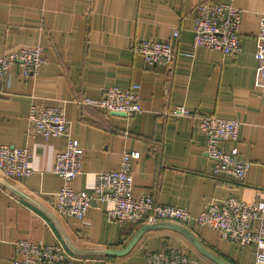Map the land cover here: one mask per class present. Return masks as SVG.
Masks as SVG:
<instances>
[{
	"label": "crops",
	"instance_id": "obj_1",
	"mask_svg": "<svg viewBox=\"0 0 264 264\" xmlns=\"http://www.w3.org/2000/svg\"><path fill=\"white\" fill-rule=\"evenodd\" d=\"M205 2L243 12L239 55L193 47L194 8ZM262 16L264 0H0V53L40 46L46 60L27 78L21 65H14L0 86V145L26 149L31 171L20 180L2 178L8 188L0 183V264L16 260L11 243L18 240L59 242L74 257L72 264H143L146 253L163 248L180 251L192 264H214L169 229L145 232L122 257L72 253L60 230L80 251L121 250L142 226L110 223L106 203L81 220L53 213L51 195L63 187L52 174L53 158L67 140L28 134L31 106L61 110L70 138L83 151L82 172L70 184L73 191L91 193L98 173L118 170L125 151L138 153L130 161L135 199L149 195L160 205L186 209L192 220L184 228L207 251L228 264H255L252 248H238L217 232L198 228L194 219L212 201H264V92L254 87ZM136 41H171L173 66L147 67L131 52ZM134 84L141 113L133 118L96 106L106 89ZM177 107L191 115H173ZM201 116L240 123L237 141L222 146L235 148L250 162L244 179L213 173L199 129Z\"/></svg>",
	"mask_w": 264,
	"mask_h": 264
},
{
	"label": "built area",
	"instance_id": "obj_2",
	"mask_svg": "<svg viewBox=\"0 0 264 264\" xmlns=\"http://www.w3.org/2000/svg\"><path fill=\"white\" fill-rule=\"evenodd\" d=\"M192 45L216 51L223 56L235 57L241 51L240 26L243 12L230 4L205 2L195 8ZM178 31L171 39L177 40ZM131 52L140 56L147 67L162 65L171 68L176 50L171 41L156 43L136 41ZM254 58L257 62L254 87L264 92V16L259 20ZM19 64L22 76L35 75L46 65L40 46L18 47L0 53V86L7 80L10 69ZM138 85L127 89L111 87L106 89L96 106L108 114L121 113L130 119L141 113ZM177 117L190 116L189 111L177 107L172 111ZM199 129L205 138V155L212 162L213 173L225 174L236 180L244 179L250 162L243 159L235 148L227 151L224 142L235 143L240 123L216 118L199 117ZM27 133L38 134L44 139L66 138V146L53 158L52 174L63 180V187L51 195L53 213L58 217L81 220L95 205L110 204L106 218L119 226L140 227L147 224L170 223L186 227L192 220L186 209L164 206L149 196L133 197V180L130 161L139 154L122 153L118 170L105 171L96 175L91 193L76 192L71 182L82 172V149L70 138L69 127L61 110L51 107L31 106L27 115ZM30 155L26 149L0 145V177L20 180L28 177ZM200 229L218 233L219 237L238 248H252L255 264H264V201L246 203L229 197L207 203L194 219ZM11 246L16 260L12 264H72L74 257L57 242L46 245L29 240L13 241ZM143 264H192L180 251L163 248L148 252Z\"/></svg>",
	"mask_w": 264,
	"mask_h": 264
},
{
	"label": "water",
	"instance_id": "obj_3",
	"mask_svg": "<svg viewBox=\"0 0 264 264\" xmlns=\"http://www.w3.org/2000/svg\"><path fill=\"white\" fill-rule=\"evenodd\" d=\"M114 116L119 117H125L124 114L121 113H113ZM0 183L3 184L5 187L8 188L6 182L0 177ZM36 205V204H35ZM45 213L57 224L56 219L50 214L49 212L45 211ZM156 229H169L176 231L183 235L191 244L192 246L205 258H207L209 261L213 262L214 264H228L225 261L219 259L215 255L211 254L209 251H207L200 242L184 227L170 224V223H158V224H147L142 226L134 235V237L130 240V242L126 245L124 249L121 250H97V251H80L74 248L71 243L68 241L67 237L62 233L60 230L62 239L65 242L66 247L74 254L77 255H83V256H106V257H122L127 255L136 245L138 240L141 238V236L150 230H156Z\"/></svg>",
	"mask_w": 264,
	"mask_h": 264
},
{
	"label": "trees",
	"instance_id": "obj_4",
	"mask_svg": "<svg viewBox=\"0 0 264 264\" xmlns=\"http://www.w3.org/2000/svg\"><path fill=\"white\" fill-rule=\"evenodd\" d=\"M133 226V225H132Z\"/></svg>",
	"mask_w": 264,
	"mask_h": 264
}]
</instances>
